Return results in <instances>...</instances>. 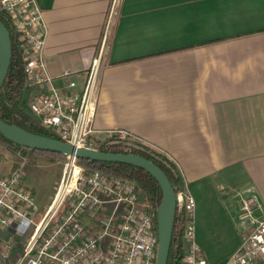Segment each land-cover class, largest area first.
Masks as SVG:
<instances>
[{
	"label": "crops",
	"instance_id": "0c3cea01",
	"mask_svg": "<svg viewBox=\"0 0 264 264\" xmlns=\"http://www.w3.org/2000/svg\"><path fill=\"white\" fill-rule=\"evenodd\" d=\"M36 1L55 85L66 93L69 73L82 90L100 60L94 131H127L176 165L202 256L224 264L247 228L241 199L264 217V0Z\"/></svg>",
	"mask_w": 264,
	"mask_h": 264
},
{
	"label": "built area",
	"instance_id": "2783aa9c",
	"mask_svg": "<svg viewBox=\"0 0 264 264\" xmlns=\"http://www.w3.org/2000/svg\"><path fill=\"white\" fill-rule=\"evenodd\" d=\"M0 14L18 40L29 86L43 90L32 95L30 108L45 130L62 142L95 150L98 139L126 142L132 138L124 130L100 137L93 129L100 60L94 61L80 91L77 81L65 73L67 91L63 93L48 73L47 28L37 1L0 0ZM26 163L22 158L10 174L0 175V264L14 260L16 264H156L155 214L135 182L88 173L68 157L55 200L42 214L27 182ZM176 196L177 207L187 219L181 264H207L196 239L195 201L185 188ZM262 213L258 197L241 199L240 219L247 228L241 246L224 264H264Z\"/></svg>",
	"mask_w": 264,
	"mask_h": 264
},
{
	"label": "trees",
	"instance_id": "16d2710c",
	"mask_svg": "<svg viewBox=\"0 0 264 264\" xmlns=\"http://www.w3.org/2000/svg\"><path fill=\"white\" fill-rule=\"evenodd\" d=\"M0 21L10 31L13 45V55L9 73L0 90V117L7 124L19 126L32 134L59 140L58 137L45 130L33 114L29 115L26 113V107L21 102V97L23 91L29 86V81L25 73V66L22 61L21 53L17 47L18 40L8 20L2 14H0ZM96 149L102 152L135 154L144 157L157 165L167 175L176 193L181 189V176L176 165L164 155L143 145L134 138H130L126 142H120L116 138L98 139ZM0 150L13 160V168L17 164V160L24 157L45 156L52 161H68V157L64 155L40 152L17 146L5 139L1 134ZM77 164L83 167L88 173L100 172L109 177L129 179L135 182L141 193L142 200L149 205V211L155 214V224L157 227V212L162 202V190L157 181L149 173L138 167L125 164L86 160H77ZM186 220L185 213L180 211L179 207H177L168 264L182 263L186 248L183 239ZM11 264H16V260Z\"/></svg>",
	"mask_w": 264,
	"mask_h": 264
},
{
	"label": "water",
	"instance_id": "95a60500",
	"mask_svg": "<svg viewBox=\"0 0 264 264\" xmlns=\"http://www.w3.org/2000/svg\"><path fill=\"white\" fill-rule=\"evenodd\" d=\"M12 55L10 31L0 21V90L8 76ZM0 134L11 143L30 150L60 154L75 160L131 165L149 173L162 190V202L157 212L159 246L156 264H168L177 211V196L169 178L157 165L135 154L79 148L60 140L32 134L19 126L7 124L1 117Z\"/></svg>",
	"mask_w": 264,
	"mask_h": 264
},
{
	"label": "rangeland",
	"instance_id": "374dc122",
	"mask_svg": "<svg viewBox=\"0 0 264 264\" xmlns=\"http://www.w3.org/2000/svg\"><path fill=\"white\" fill-rule=\"evenodd\" d=\"M31 99V93H29L28 90H24L21 102L26 107V113L29 115H32L30 110ZM24 158L27 159L25 165L27 182L29 186L34 189L37 204L41 209V213L44 214L55 200L67 162L52 161L45 156ZM18 162L19 160H17V163ZM13 164V160L0 150V174L8 169H13Z\"/></svg>",
	"mask_w": 264,
	"mask_h": 264
},
{
	"label": "bare ground",
	"instance_id": "6f19581e",
	"mask_svg": "<svg viewBox=\"0 0 264 264\" xmlns=\"http://www.w3.org/2000/svg\"><path fill=\"white\" fill-rule=\"evenodd\" d=\"M54 209V208H53Z\"/></svg>",
	"mask_w": 264,
	"mask_h": 264
}]
</instances>
